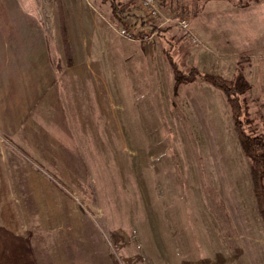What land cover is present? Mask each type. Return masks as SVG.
<instances>
[{
  "label": "rangeland",
  "instance_id": "374dc122",
  "mask_svg": "<svg viewBox=\"0 0 264 264\" xmlns=\"http://www.w3.org/2000/svg\"><path fill=\"white\" fill-rule=\"evenodd\" d=\"M69 1L58 7L82 34L64 54L67 80L89 77L92 96L78 81L86 107L74 118L50 95L27 114L0 94V264H264L252 162L229 103L202 79L175 89L165 54L183 70L242 71L264 134V0H158L161 17L138 4L129 24L109 2ZM124 26L153 36L127 39Z\"/></svg>",
  "mask_w": 264,
  "mask_h": 264
},
{
  "label": "crops",
  "instance_id": "0c3cea01",
  "mask_svg": "<svg viewBox=\"0 0 264 264\" xmlns=\"http://www.w3.org/2000/svg\"><path fill=\"white\" fill-rule=\"evenodd\" d=\"M62 1L0 0V94L6 97V94L11 92L15 96L10 98L8 95V99L24 101L27 114L34 108L40 110L45 96L50 95L48 97L50 100L61 99L62 105L60 103L59 106L61 111L64 110V115L74 118L81 116V108L86 106L81 107L76 96L78 81L79 86L88 85L86 91L92 96L94 82L89 77H86L82 83L79 76L67 80L70 65H65L64 54L77 52L81 48L79 38L82 32L81 24H79L78 36L75 37L77 33L73 30L76 27L75 15L73 24L67 25L71 22L68 21L70 13H65L58 7ZM65 1L70 3L69 0ZM50 2L53 5L52 9L49 8ZM76 2L80 3V0ZM80 10L79 7L76 10L79 23L82 21ZM52 36H56L55 39H51ZM66 37H70L68 44H66ZM53 54L57 56L54 57ZM108 62L110 64V58ZM11 85L14 88L11 89ZM70 85L72 88L69 87ZM51 86L55 88L51 89ZM52 90L54 93L51 92ZM60 91L63 94L58 93ZM91 96L87 99L88 104L90 103L89 109L94 102ZM38 101L41 102L40 105ZM29 102H32L34 106ZM38 112V116L43 115L41 111Z\"/></svg>",
  "mask_w": 264,
  "mask_h": 264
},
{
  "label": "trees",
  "instance_id": "16d2710c",
  "mask_svg": "<svg viewBox=\"0 0 264 264\" xmlns=\"http://www.w3.org/2000/svg\"><path fill=\"white\" fill-rule=\"evenodd\" d=\"M167 1L169 0H160L162 4H167ZM102 2H109L113 16L125 24H129V19L137 21V18L140 17L137 0H102ZM149 32H159V29L153 27ZM168 42L172 43L171 40ZM165 54L173 69L175 89L180 85L202 79L209 85L221 90L225 95L231 109L242 150L252 162L251 177L254 194L259 214L264 222V134H258L255 131L254 121L249 112V105L246 99L243 98L246 92L251 89L249 81L242 71H239L233 79L229 80L221 75L203 73L197 67L183 70L179 67L170 50H166ZM262 120L264 121V118Z\"/></svg>",
  "mask_w": 264,
  "mask_h": 264
},
{
  "label": "built area",
  "instance_id": "2783aa9c",
  "mask_svg": "<svg viewBox=\"0 0 264 264\" xmlns=\"http://www.w3.org/2000/svg\"><path fill=\"white\" fill-rule=\"evenodd\" d=\"M138 4L143 8V10L145 11L148 19L153 20L159 18V16L161 17L162 14V8L158 2V0H137ZM165 21L166 22H171L173 21V18L169 17V16H165ZM177 24L182 27L184 30H189L190 28V22L187 18L177 15ZM120 34L121 36L130 39V40H134V39H140V40H149L152 38L153 35L150 34H142V36L139 37V33L136 32L134 29L128 27V26H124L120 29ZM193 36L191 33H189V36Z\"/></svg>",
  "mask_w": 264,
  "mask_h": 264
}]
</instances>
